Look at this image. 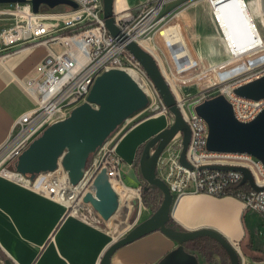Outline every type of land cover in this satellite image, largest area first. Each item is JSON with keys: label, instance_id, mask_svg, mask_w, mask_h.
Instances as JSON below:
<instances>
[{"label": "built area", "instance_id": "2783aa9c", "mask_svg": "<svg viewBox=\"0 0 264 264\" xmlns=\"http://www.w3.org/2000/svg\"><path fill=\"white\" fill-rule=\"evenodd\" d=\"M70 1L78 8L61 5L52 9L42 5L40 12L34 13L32 4L26 2L9 5L11 8L0 11L1 16L13 19L10 28L0 31V45L6 50L20 51L35 46L48 49L40 65L39 76L25 80V87L36 99L37 106L15 122L8 140L0 149V175L63 203L72 213L81 216L88 207L83 197L87 193L94 194L92 184L102 167L108 168L113 186L115 182L128 193L120 170L121 160L116 155L119 139L91 172L85 171L77 186L70 183L62 167L53 173L37 175L34 179L18 173L12 168L22 153L49 126L66 119L74 108L85 103L96 79L109 70L119 69L129 75L136 74L144 85L142 89L150 100L151 109L157 114H167L158 90L127 46L135 42L147 51L143 46L147 43L162 53L159 38L167 42L164 32L175 26H178L186 43L190 29L185 14L196 4L203 2L208 5L214 28L227 54L225 61L213 65L214 71L231 65L240 68L249 64L253 57L264 55V0H236L244 7L250 36L249 42L241 46L235 42L220 13L221 6L234 0H146L136 7L124 3L122 9H118L115 3L114 17L120 30L119 36H113L106 28L103 0ZM58 8H63V11H57ZM55 45L61 46L63 51L58 53L53 48ZM186 45L190 52L189 45ZM157 61L161 67L160 61ZM246 67L243 73L233 78L218 80L217 86H227L215 94L224 95L232 105L236 119L244 123L253 121L264 110V99L254 101L234 93L235 88L264 77V63ZM177 100L191 133L186 152V161L190 166L180 161L184 137L179 133L160 156L157 169L158 176L169 186L174 199L188 193L233 197L242 202L247 211L264 217V163L248 154L209 151V126L196 112V106L205 99ZM212 166L245 168L251 174L254 185L249 181L242 184L244 175L240 171ZM142 188L136 189L138 195L142 194ZM235 246L241 254L240 245Z\"/></svg>", "mask_w": 264, "mask_h": 264}, {"label": "crops", "instance_id": "0c3cea01", "mask_svg": "<svg viewBox=\"0 0 264 264\" xmlns=\"http://www.w3.org/2000/svg\"><path fill=\"white\" fill-rule=\"evenodd\" d=\"M145 1L133 2L132 5L131 0H116V7L122 9L124 3L136 7ZM220 13L235 42L239 46L247 44L249 29L238 4L223 6ZM210 26L212 34L207 46L200 40L202 35L199 31L197 37L201 42L200 49L216 65L227 57L224 59L220 54H213L217 49L225 51L215 28ZM164 35L167 42L159 38L164 60L158 51L144 45L160 61L166 79L176 91V80L192 79L202 74L204 69L192 37L185 38L191 49L189 52L178 26L166 30ZM47 54L48 49L44 46L20 51L0 48V149L8 140L15 122L37 106L36 99L25 87V80L39 76L40 65ZM263 63L264 56H261L240 68L231 65L217 70L216 79L226 81L243 73L246 65L254 67ZM145 114L146 110L138 113L137 118L140 119L122 131L118 138L116 155L121 160L120 170L128 190L126 193L122 188L124 195L134 191L132 188L136 190L145 186L136 171L139 153L148 140L170 124V119L163 113ZM118 194L120 209L108 222H102L96 217L84 219L63 203L0 175V264H6V261L12 264H101L110 245L122 238L118 232L126 235L155 212L152 206L143 203L140 195L132 198L129 204L130 196L123 198L120 192ZM172 221L176 229L182 231L214 230L233 245L245 241L253 255H241L242 264H264L260 257L264 254V217L247 211L242 202L233 197L185 194L175 199ZM113 225L121 228L113 230ZM177 247L175 241L161 232H153L118 249L111 258V264H158Z\"/></svg>", "mask_w": 264, "mask_h": 264}, {"label": "water", "instance_id": "95a60500", "mask_svg": "<svg viewBox=\"0 0 264 264\" xmlns=\"http://www.w3.org/2000/svg\"><path fill=\"white\" fill-rule=\"evenodd\" d=\"M30 2L34 13L40 7L50 8L67 5L74 9L78 6L70 0H0V5H12ZM116 0H103V15L106 28L113 36H119L114 8ZM128 51L144 67L148 77L158 90L168 112L173 116V124L157 133L144 145L139 160L140 172L144 179V189H159L162 202L147 220L133 227L124 237L112 243L104 253L101 264H111L114 253L153 232H161L175 241L178 247L169 252L158 264H200L196 255L186 246L201 238L215 240L226 252L231 264H242L243 256L253 252L245 241L238 248L214 230L182 231L169 226L172 220L174 196L169 186L158 176L160 156L179 133L183 134V152L181 163L186 161V152L190 144L191 133L171 85L163 74L157 59L137 43L131 42ZM237 96L260 101L264 99V77L234 89ZM150 100L142 87L126 71L113 69L99 76L93 84L85 103L74 108L69 117L49 126L22 153L15 169L22 175L34 179L42 173H53L62 167L68 174L70 183L77 186L83 179L90 157L97 153L107 139L135 114L144 111ZM196 112L206 120L209 126L207 148L211 152L248 154L264 163V110L251 122L244 123L236 119L232 105L224 95L205 99L196 106ZM218 169H233L243 173L242 184L249 181L254 185L249 171L245 168L212 166ZM92 188L83 202L87 209L81 217H96L108 222L120 209V197L115 190L107 167H102L96 175ZM259 189V188H257ZM264 261V254H260ZM6 264H12L6 261Z\"/></svg>", "mask_w": 264, "mask_h": 264}, {"label": "rangeland", "instance_id": "374dc122", "mask_svg": "<svg viewBox=\"0 0 264 264\" xmlns=\"http://www.w3.org/2000/svg\"><path fill=\"white\" fill-rule=\"evenodd\" d=\"M140 1H142V0H131V3L133 5V2H140ZM9 8H11V6H9V5H0V11L7 10ZM57 11H63V8H58ZM185 19H186V24L188 25V27L190 29L189 37H192L194 39V43L196 44V46L198 48V52L200 54V58H201V62H202L204 72L202 74L192 78V79H189V80H185V81H177L176 80L177 90L176 91L173 90V91H174V94H175L177 99H185V100H192V99H196V98L208 99L212 95L217 94L219 89H223L225 86H227V84H222L220 86H217L218 79H216V71H214L212 69V67L214 65L213 59H210L208 57V55L206 54V52H204V51H202V49H200L201 46H199V44L201 43L200 40H202V42L207 46L209 41H210V36L212 34L210 25H213V19L211 18V12L209 10L208 5L203 3V2L196 4L195 6H193L190 9V11H188V13L185 14ZM210 21H211V23H210ZM258 24L260 26L259 22H258ZM12 25H13V19L11 17L0 15V31L7 29V28H10ZM213 27H214V25H213ZM198 31L202 35V39H200V40L197 37V33H199ZM262 34L264 35V32H262ZM0 48L5 49L1 45H0ZM53 48L58 53L63 51V48L59 45H55V46H53ZM159 54L161 55V57L164 60L165 59L164 55L161 52ZM213 54L214 55L220 54L224 59L227 57V54H225V52H223L220 49H217L216 52ZM261 56H264V55H262V54L258 55V57H261ZM258 57L256 56V57H253L252 59H257ZM151 108H152L151 103H149V106L146 109V113H147V114H145L146 116H151V115L157 114ZM137 114H135L133 117H131L122 126H120L107 139V141L99 149V151L90 157V160L88 162L86 170L91 172V170L94 169L95 164L98 165L99 162H101L105 153L112 148V146L115 144V142L120 137V134L122 133V131L124 132V130L126 128H128L132 124H135L140 119V118H137V116H138ZM163 114L166 115V117H168L170 119V124L168 125V127H169L170 125L173 124V120H174L173 116H172V114H170V112H168L167 114H165V113H163ZM142 151H143V149L140 151L139 156H138V160H137L138 165H139V160H140ZM136 171L138 172V177L143 179L141 172H140V166H139V168H136ZM114 188L116 191L118 190V192H120V194L122 195L123 198H125L128 195V194L124 195L125 192L124 193L122 192L123 191L122 187H119L115 182H114ZM132 189L134 190V194L130 195V198L128 200L129 204H131L132 198H134L135 196L138 197L137 191L134 188H132ZM140 197H142V195H140ZM161 202H162V195H161L160 203ZM160 203H159V205H160ZM159 205H158V207H159ZM157 208L155 210H157ZM119 228H121V227L113 225L112 229L113 230L114 229L119 230ZM120 234H121V232L120 233L118 232V236H120V237L125 236V235H120ZM186 248L190 253L197 256L200 264H231L228 255L226 254L224 249L218 243H215L213 245L212 249L206 248L203 253L192 250L191 244L187 245Z\"/></svg>", "mask_w": 264, "mask_h": 264}, {"label": "trees", "instance_id": "16d2710c", "mask_svg": "<svg viewBox=\"0 0 264 264\" xmlns=\"http://www.w3.org/2000/svg\"><path fill=\"white\" fill-rule=\"evenodd\" d=\"M215 96V95H214ZM212 96V97H214ZM136 168H139V165L136 164ZM161 192L155 187H150L148 190L142 188V201L147 206H152L154 210L158 207L161 201ZM161 204V203H160ZM169 226L176 228V225L171 220ZM217 243L215 240L210 238H201L191 243V249L203 253L206 248H213V245ZM257 260H260L257 258Z\"/></svg>", "mask_w": 264, "mask_h": 264}, {"label": "bare ground", "instance_id": "6f19581e", "mask_svg": "<svg viewBox=\"0 0 264 264\" xmlns=\"http://www.w3.org/2000/svg\"><path fill=\"white\" fill-rule=\"evenodd\" d=\"M231 3H236V4H238V6H239V10H240V13L242 14V16H243V18H244V15H245V12H244V7H243V5L240 3V2H238V1H236V0H234V1H231V2H229V3H227V4H225V5H229V4H231ZM225 5H223V6H225ZM223 6H221V8L223 7ZM221 8H220V10H221ZM244 20H245V18H244ZM247 24V23H246ZM248 26V25H247ZM144 44H147V43H143V46L145 47V49L149 52V53H151V51L148 49V48H146V46L144 45ZM152 54V53H151ZM153 55V54H152ZM154 56V55H153ZM164 74V73H163ZM131 76L133 77V79L143 88L144 87V85L140 82V78L136 75V74H131ZM165 76V75H164ZM168 81V80H167ZM169 83V82H168ZM170 84V83H169ZM131 193V194H130ZM132 194H134V191H131V192H129V194H128V196H126V198L127 197H129L130 195H132ZM138 195V194H137Z\"/></svg>", "mask_w": 264, "mask_h": 264}]
</instances>
